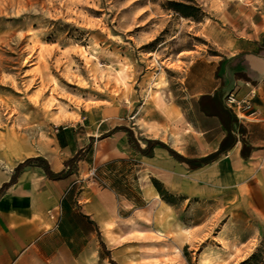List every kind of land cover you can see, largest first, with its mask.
<instances>
[{
	"label": "crops",
	"instance_id": "crops-1",
	"mask_svg": "<svg viewBox=\"0 0 264 264\" xmlns=\"http://www.w3.org/2000/svg\"><path fill=\"white\" fill-rule=\"evenodd\" d=\"M204 28L214 52L188 60L181 77L184 101L169 108L181 116L178 142L172 136L167 144L155 126L140 125L137 133L113 107L93 104L56 125L49 142L15 143L8 149L0 164V187L28 157L42 156L58 172L90 144L66 177L52 179L42 168L26 166L3 190L0 264H144L147 234L168 235L177 218L176 200L161 198L151 178L185 202L264 190V0L243 6L226 25L213 22ZM229 93L242 102L243 112L226 107ZM224 122L235 144L196 169L161 146L153 147L151 156L141 154L124 130H112L129 127L141 147L140 138L157 139L194 158L218 149L229 127ZM239 138L252 147L246 159ZM164 243L167 248L168 240Z\"/></svg>",
	"mask_w": 264,
	"mask_h": 264
},
{
	"label": "rangeland",
	"instance_id": "rangeland-1",
	"mask_svg": "<svg viewBox=\"0 0 264 264\" xmlns=\"http://www.w3.org/2000/svg\"><path fill=\"white\" fill-rule=\"evenodd\" d=\"M170 1L201 12L183 16ZM260 1L0 0V164L15 143L49 142L93 104L178 142L181 116L169 108L184 101L188 60L214 52L204 27ZM175 202L174 228L147 234L144 264H239L252 253L264 264V190Z\"/></svg>",
	"mask_w": 264,
	"mask_h": 264
},
{
	"label": "trees",
	"instance_id": "trees-1",
	"mask_svg": "<svg viewBox=\"0 0 264 264\" xmlns=\"http://www.w3.org/2000/svg\"><path fill=\"white\" fill-rule=\"evenodd\" d=\"M172 9L176 12H179L181 15L186 17H195V12L199 10V8L191 3L188 2H181V1H170ZM225 125H227L226 122H224ZM229 126V125H227ZM122 129L126 132L128 143L138 152L141 154H144L146 156H151L153 152V147L155 146H161L165 148L170 155H172L176 160L183 163L187 168L189 169H196L199 167L204 166L207 163H210L214 160H216L221 154L225 153L229 148H231L236 141V137L232 134L230 126L228 127V131L226 135L221 139L220 145L218 149L214 152L208 153L204 155L203 157H184L178 152H176L173 148H170L167 144L163 143L160 140L157 139H148V138H140L142 141L145 142V146L141 147L138 139L136 138L133 130L126 126H116L112 130ZM240 132H242V129H239ZM92 141V138L90 139ZM241 142V149H240V155L243 159H246L249 156L250 151L252 150V147L243 139L239 138ZM90 150V144L87 145L83 149L77 150V152L71 156L70 158L66 159L64 161V168L58 172H53L47 160L42 156H34V157H28L24 159L22 162H19L13 169V173L11 175V178L9 182L3 183L0 187V194L3 192V190L12 183L15 179L17 174L26 166H38L43 169L46 176L52 179H58L63 178L75 171L77 162L83 158L84 152ZM151 181L157 191L159 192L161 198L168 202H172L176 200V196L173 194H169L160 184L157 180L154 178H151ZM256 254L252 253L249 255L246 259L241 261L239 264H255L256 263Z\"/></svg>",
	"mask_w": 264,
	"mask_h": 264
},
{
	"label": "built area",
	"instance_id": "built-area-1",
	"mask_svg": "<svg viewBox=\"0 0 264 264\" xmlns=\"http://www.w3.org/2000/svg\"><path fill=\"white\" fill-rule=\"evenodd\" d=\"M224 103L226 107L230 110H240L242 112L245 110V107H243L242 102H240L232 93H229L225 96ZM91 174L94 175L93 172Z\"/></svg>",
	"mask_w": 264,
	"mask_h": 264
}]
</instances>
